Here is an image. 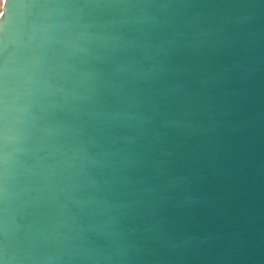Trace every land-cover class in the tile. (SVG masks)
Wrapping results in <instances>:
<instances>
[{"label":"water","instance_id":"water-1","mask_svg":"<svg viewBox=\"0 0 264 264\" xmlns=\"http://www.w3.org/2000/svg\"><path fill=\"white\" fill-rule=\"evenodd\" d=\"M0 264H264V0H3Z\"/></svg>","mask_w":264,"mask_h":264},{"label":"rangeland","instance_id":"rangeland-1","mask_svg":"<svg viewBox=\"0 0 264 264\" xmlns=\"http://www.w3.org/2000/svg\"><path fill=\"white\" fill-rule=\"evenodd\" d=\"M3 0H0V12L2 11Z\"/></svg>","mask_w":264,"mask_h":264},{"label":"crops","instance_id":"crops-1","mask_svg":"<svg viewBox=\"0 0 264 264\" xmlns=\"http://www.w3.org/2000/svg\"><path fill=\"white\" fill-rule=\"evenodd\" d=\"M1 13V12H0Z\"/></svg>","mask_w":264,"mask_h":264}]
</instances>
